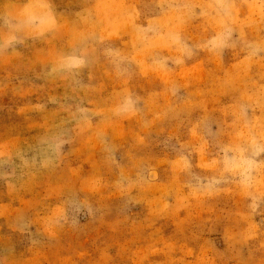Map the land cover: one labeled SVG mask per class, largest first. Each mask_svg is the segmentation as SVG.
<instances>
[{
	"label": "rangeland",
	"instance_id": "1",
	"mask_svg": "<svg viewBox=\"0 0 264 264\" xmlns=\"http://www.w3.org/2000/svg\"><path fill=\"white\" fill-rule=\"evenodd\" d=\"M0 264H264V0H0Z\"/></svg>",
	"mask_w": 264,
	"mask_h": 264
}]
</instances>
